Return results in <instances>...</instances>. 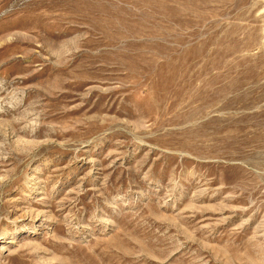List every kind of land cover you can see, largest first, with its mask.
<instances>
[{
  "label": "rangeland",
  "instance_id": "rangeland-1",
  "mask_svg": "<svg viewBox=\"0 0 264 264\" xmlns=\"http://www.w3.org/2000/svg\"><path fill=\"white\" fill-rule=\"evenodd\" d=\"M0 264H264V0H0Z\"/></svg>",
  "mask_w": 264,
  "mask_h": 264
}]
</instances>
